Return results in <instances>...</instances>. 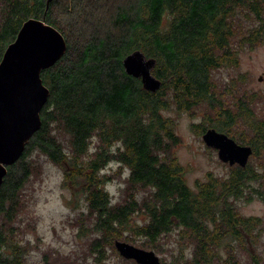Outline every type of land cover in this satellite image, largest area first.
Segmentation results:
<instances>
[{
    "label": "trees",
    "instance_id": "1",
    "mask_svg": "<svg viewBox=\"0 0 264 264\" xmlns=\"http://www.w3.org/2000/svg\"><path fill=\"white\" fill-rule=\"evenodd\" d=\"M47 2L0 0V61L30 17L58 28L68 46L42 70L50 89L42 125L0 186V264H31L41 239L28 235L33 224L23 216L36 167L32 151L62 169L67 204L78 210L75 222L90 235L98 263L116 252L119 239L155 252L166 248L170 257L161 264H264V216L239 205L264 197L257 194L264 186V93L243 86L245 73L216 77L238 69L243 51L264 44V0ZM137 49L156 59L155 91L125 70L124 57ZM171 112L201 115L192 122L201 135L215 128L251 145L247 164L208 171L190 186ZM110 162L128 169L126 194L117 202L106 187L113 176L103 170ZM167 239L177 246L164 247ZM44 262L50 264L47 254Z\"/></svg>",
    "mask_w": 264,
    "mask_h": 264
},
{
    "label": "rangeland",
    "instance_id": "2",
    "mask_svg": "<svg viewBox=\"0 0 264 264\" xmlns=\"http://www.w3.org/2000/svg\"><path fill=\"white\" fill-rule=\"evenodd\" d=\"M237 68L218 70L216 77L228 79L238 75L239 72L245 73L247 78L243 81V86L248 90L264 93V44L243 51L241 65ZM171 115L178 122L177 131L182 138L176 153L180 162L187 168L188 184L195 187L196 181L205 179L208 171L225 174L229 163L223 162L218 156V150L208 147L202 135L192 128V122L199 121L201 115L196 118L190 117L187 112L182 114L171 112ZM29 158L36 167L25 189V198L30 205L25 208L23 214L24 224L32 222L33 229L29 227L27 232L34 242H36L35 237L41 238L37 243L38 246H32L29 254L30 263L46 264L44 254H47L50 264H130L124 260L126 257L121 255L117 248L116 252L110 250L111 255L104 263H98L94 259L88 248L90 235H87V231L81 232L80 225L75 222L78 210L67 204V198L71 192L62 184V169L46 155L36 151H32ZM103 170L113 176L112 180L106 184L112 200L114 202L122 200L126 194L128 169L116 162H110ZM255 184L261 187L258 182ZM262 188L257 193L261 197L264 196ZM239 205L241 211L247 215L264 216V197L262 199L255 196L249 201H240ZM23 229L25 232V226ZM133 244L138 246V243ZM163 245L164 247L177 246V243L174 239H167L163 241ZM156 252L160 258L169 259L170 257V252L166 248ZM243 259L247 257L244 256Z\"/></svg>",
    "mask_w": 264,
    "mask_h": 264
},
{
    "label": "water",
    "instance_id": "3",
    "mask_svg": "<svg viewBox=\"0 0 264 264\" xmlns=\"http://www.w3.org/2000/svg\"><path fill=\"white\" fill-rule=\"evenodd\" d=\"M51 2L48 0V7ZM67 47L65 36L58 28L44 19L30 17L3 53L0 61V186L7 167L22 156L42 125L41 110L50 94L42 70L60 60ZM123 64L128 74L142 79L146 89L155 91L161 86V80L152 73L156 64L154 57L148 58L137 49L124 57ZM202 138L230 165L245 166L253 153L251 145L238 143L215 128L206 129ZM115 245L121 255L139 264H161L154 250L119 239L115 240Z\"/></svg>",
    "mask_w": 264,
    "mask_h": 264
}]
</instances>
